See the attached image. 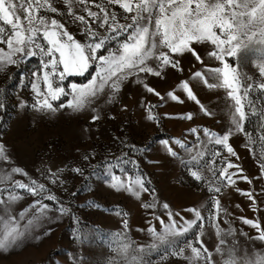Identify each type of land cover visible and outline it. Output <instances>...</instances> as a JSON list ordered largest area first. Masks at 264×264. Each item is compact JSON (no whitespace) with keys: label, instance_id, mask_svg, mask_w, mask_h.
<instances>
[{"label":"rangeland","instance_id":"obj_1","mask_svg":"<svg viewBox=\"0 0 264 264\" xmlns=\"http://www.w3.org/2000/svg\"><path fill=\"white\" fill-rule=\"evenodd\" d=\"M56 3L59 4L60 0H56ZM97 3H106V0H97ZM113 10L122 16L123 9L110 6L109 11ZM42 14L50 18L54 15L50 12ZM62 19L75 38L83 42L85 37L81 31L82 26L72 23L68 17ZM0 27L7 26L0 22ZM41 43L46 44L42 39ZM0 47L7 51L5 44H0ZM107 47L114 48L115 41L110 42ZM194 47L200 52L204 63L196 61L190 53H185L181 58L183 73L177 72L170 79L140 74L142 80L165 95V100L162 101L154 94L148 93L142 84L135 82V78H129L111 103L107 102L105 95L91 106L97 107L100 115V119L94 123L91 121L93 115L91 107H85L81 111L67 107L59 108V105L66 104L71 96L62 95L58 100L51 101L58 109L54 113L31 108L35 102V93L31 88V81L34 78L31 73L40 65L39 56L25 57L18 66L8 67L6 72L0 71V89L6 88L8 93L7 107L0 109V142L12 153L17 166L28 173V176L17 174L14 179L28 183L29 178H32L45 184L51 193L71 210L58 220L57 213L49 212L48 215L52 216L53 220L42 218L40 224L34 225V228L35 234H41L47 228H51V234L42 236L38 241L30 235L22 248L9 252L0 250V264H132V257L141 255L144 264H189L184 258L172 255L173 249L156 241L153 236L152 229L162 233L170 223L167 212L162 206L155 209L142 207L144 202H152L153 197L150 194H142L141 199H137L124 189L118 191L112 188L104 178L109 165L111 172L124 181L129 178L134 180L138 174H145L150 178L152 182L150 187H155L160 204L166 201L173 213H180V216L174 215L172 218L176 221L177 227H182L184 220L193 218L192 213L187 211L190 208L200 210L207 218L209 211L212 210V198L218 195L222 208L227 211V217L221 212L220 227L222 229L231 227L233 232L231 235L223 236L227 243L221 246L223 252L217 253L216 248L221 236L217 235L215 227L205 219L201 239L212 253L213 264H225V260L229 258L227 254L229 247L236 250L237 257H242L245 253L253 259L258 255H264V241L257 238L258 230L243 222V218L258 219L262 221L264 227L262 203L264 195L260 194L264 188V181L258 179L260 175L258 157L264 150V142L259 138L262 123L259 113L264 108V90L258 88V85L264 82V76H261L259 71V65L264 63V58L261 57L264 45L253 40L241 50L239 59L225 58L239 74L242 85L239 94L249 115L245 122V130L251 134V139L242 133L232 136L230 142L238 158L231 159L234 164L244 169L245 175L253 178V182L249 184L234 177L235 185L222 186L219 194L210 193L206 182L193 179L185 165L181 164L179 159L168 156L159 143L160 139L174 137L190 146L198 145L199 136L208 152L206 159H211V152L217 149L227 157L226 151L220 146L208 143V137L204 136L203 130L207 128L217 133L227 130L230 126V111H234L235 101L228 96L230 89L208 88L202 82L191 78L195 71L207 73L210 68L223 67L220 61L209 58L207 52L211 45H208L207 49L203 44H194ZM60 68L62 69V66ZM95 70L93 65L84 76H67L63 81L66 91H69L68 85L73 82L86 83ZM176 77L191 81L194 92L201 103L214 113L213 116L204 115L199 106L188 99L182 89L176 87L179 82ZM77 78L80 81H76ZM209 82L220 83L212 75H209ZM54 83L60 82L55 80ZM248 84H252L253 87L248 90L249 94L244 96ZM40 87L46 90L42 81ZM169 90H174L180 95L183 103L167 98L166 93ZM21 100L29 107L20 108L18 101ZM249 101L253 102L252 107L256 108L257 115H252ZM149 106H156L152 110L159 117L158 124L147 119ZM187 112L194 114L190 121L180 118ZM165 113L169 115L165 116ZM190 128H197V133H190ZM131 145L137 148L147 147L148 150L130 151ZM175 147L180 156L187 160L188 154L179 145ZM85 155L89 156V160H84ZM125 159L135 160L137 164L124 163ZM150 160H159L160 163H148ZM75 167L82 168L83 175L73 172L72 169ZM48 168L53 171L63 169L60 173L62 183L53 184L49 181ZM193 168L202 172L205 181L213 179L204 161ZM5 188L7 185L0 183V199L7 200V191H2ZM253 190L258 197L256 202L250 201L248 196L243 194ZM13 191L20 195V199L11 204L9 212L17 217L16 224L21 230L27 224V219L35 212L36 208L33 205L36 200L54 204L43 197H33L25 190ZM175 194H181L184 199L176 200ZM257 206L259 210L254 211ZM4 207L5 205L0 204V236L13 226L3 214ZM24 210H27L26 217L20 219L19 214ZM224 219H227L228 223H224ZM124 221H127L126 226ZM185 240L194 241L195 237L191 232L176 237L180 247H184ZM123 243L129 245L126 256L120 252ZM153 243H156L157 247H151ZM141 246L144 248L143 253L140 252ZM185 255L190 256V250L186 249Z\"/></svg>","mask_w":264,"mask_h":264},{"label":"snow or ice","instance_id":"obj_2","mask_svg":"<svg viewBox=\"0 0 264 264\" xmlns=\"http://www.w3.org/2000/svg\"><path fill=\"white\" fill-rule=\"evenodd\" d=\"M110 6L123 9L122 16L114 10L109 11ZM42 12H50L54 15L50 18ZM64 17L82 26L81 31L85 37L83 42L77 40L68 30L62 19ZM0 22L7 26L0 27V44L7 46V51L0 47V71L6 72L8 67L18 66L25 57L39 56L40 65L31 73L34 78L31 81V88L35 93V102L31 108L41 112L46 110L48 113L58 110L51 101L58 100L62 95L72 98L68 99L66 104L61 103L59 105L61 109L67 107L74 111H81L85 107H91L105 95L107 102L111 103L120 93L123 83L129 78H135V82L142 84L148 93L154 94L163 101L165 95L142 80L140 74L170 79L175 76V73L184 72L181 58L185 53H190L196 61L204 63L194 44H203L206 49L208 45H211V49L207 52L209 58L220 61L223 67L210 68L207 73L195 71L191 74V78L202 82L208 88L230 89L228 96L235 101L234 111H230V126L222 133L212 132L207 128L203 130L204 136L208 137V143L220 146L226 151L227 157L217 149L211 152V159H206L208 152L199 136H197L198 145L190 146L174 137L160 139L159 143L168 156L179 159L181 164L185 165L193 179L206 182L210 193L219 194L222 186L235 185L234 177L247 181L249 184L253 182V178L245 175L244 169L234 164L231 159V157H237V152L230 142L232 136L242 133L251 139V134L245 130V122L249 119V115L245 111L242 96L239 94L242 87L239 74L225 58L239 59L241 50L253 40L264 45V0H106V3H97V0H60L59 4L56 0H0ZM41 39L46 44L41 43ZM113 41H115V47H107ZM261 57L264 58V50L261 51ZM150 61L156 63L152 64ZM93 65H95V73L90 74L91 78H88L86 83L73 82L68 85L69 91H66L63 81L67 76H84ZM259 71L261 76H264V63L259 65ZM209 75L214 76L220 83H210ZM176 79L179 81L176 87L182 89L187 98L194 101L204 115H214L201 103L189 79L179 77ZM55 80L60 83H54ZM41 81L46 90L41 89ZM252 87V84L246 85L243 95L247 96L248 90ZM258 88L264 90V82H261ZM166 97L183 103L181 96L174 90L167 91ZM7 99V89H0V109L7 107ZM252 104L253 102L249 101L250 107ZM18 105L20 108L29 107L22 100L18 101ZM153 107L156 106L148 107L147 119L158 124L159 117L153 112ZM124 109H127V105ZM91 111L93 112L91 121L94 123L100 119V115L97 107H91ZM168 115L165 113V116ZM193 115L192 112H187L180 118L190 121ZM252 115H257L255 107H252ZM259 116L262 120L259 138L264 142V108ZM189 131L195 134L198 130L190 128ZM176 145L188 154L187 160L180 156ZM129 150L144 152L148 149L131 145ZM83 158L86 161L89 160L88 155ZM218 158L219 167H217ZM201 161L208 165L212 180L205 181L202 172L194 170L193 166H199ZM123 162L137 164L135 160L125 159ZM148 163L158 164L160 161L150 160ZM258 164L260 173L258 179L264 181V150L258 157ZM62 171L63 169L53 171L48 168L47 178L53 184L62 183L60 181ZM72 171L83 175L84 170L75 167ZM17 174L28 176L22 167L17 166L12 153L0 142V183L7 185V188L2 191L8 193L7 200L0 199V204L5 205L3 214L13 225L0 236V250L4 252L22 248L30 235H33L37 241L42 236L50 235L51 228H47L41 234H35L34 228V225L40 224L42 218L53 220V217L48 215L49 212L57 213L58 220L60 216L69 214L71 211L63 201L51 193L45 184L32 178H29L28 183L15 180L14 177ZM104 178L112 188L118 191L124 189L137 199H141L142 194H150L153 197L152 202L142 204V207L146 209L162 206L167 212L170 223L162 233H157L154 229L151 231L156 241L173 249L172 255L184 258L189 264H213L212 253L201 239L205 219L215 227L217 235L221 236L216 252H223L221 246L227 243L223 236L231 235L233 230L231 227L228 229L220 227L221 212L227 217V211L222 208L218 195L212 198V210L209 211L207 218L200 210L190 208L187 211L192 213L193 218L184 220L183 226L177 227L176 221L172 218L174 215L180 216V213H173L166 201L160 204L156 189L154 186L150 187L151 179L145 174H138L134 180L129 178L124 181L111 172V165H109ZM13 189L25 190L33 197H43L44 200L52 201L54 204L36 200L33 205L36 210L21 230L16 224L17 217L9 212L11 204L20 199V195L14 193ZM237 191L242 190L237 189ZM243 194L248 196L250 201L256 202L258 199L254 190ZM260 194L264 195V188L261 189ZM258 210L257 206L254 211ZM26 214L27 210L21 211L19 218L24 219ZM124 215L127 214L124 213ZM223 222L228 223V220L224 219ZM243 222L257 229L259 233L257 238L264 241L262 221L243 218ZM124 223L126 226L127 221ZM190 232L195 240H185L184 247H180L176 237ZM151 247L155 248L157 244L153 243ZM128 248L129 245L123 243L120 246V252L126 256ZM186 249L190 250V256L185 255ZM143 251L144 248L141 246L140 252L143 253ZM227 254L229 258L225 260V264H264V255H258L256 259H253L245 253L244 256L237 257L236 250L231 247L227 249ZM132 264H144L143 256L132 257Z\"/></svg>","mask_w":264,"mask_h":264},{"label":"crops","instance_id":"obj_3","mask_svg":"<svg viewBox=\"0 0 264 264\" xmlns=\"http://www.w3.org/2000/svg\"><path fill=\"white\" fill-rule=\"evenodd\" d=\"M180 192H181V191H180ZM175 199L181 201V200L184 199V197H182L181 194H175Z\"/></svg>","mask_w":264,"mask_h":264},{"label":"bare ground","instance_id":"obj_4","mask_svg":"<svg viewBox=\"0 0 264 264\" xmlns=\"http://www.w3.org/2000/svg\"><path fill=\"white\" fill-rule=\"evenodd\" d=\"M243 152H244V151H243ZM247 152H248V151H247ZM248 156H249V155H248ZM250 156H251V155H250ZM248 158H249V157H248ZM253 160H254V159H253ZM251 161H252V160H251ZM246 162H247V161H246ZM248 162H249V161H248ZM248 162H247V163H248ZM253 163H254V162H253ZM248 166H249V165H248ZM254 166H255V165H254ZM254 166H253V167H254ZM255 168H256V167H254V169H255ZM255 170H256V169H255Z\"/></svg>","mask_w":264,"mask_h":264},{"label":"trees","instance_id":"obj_5","mask_svg":"<svg viewBox=\"0 0 264 264\" xmlns=\"http://www.w3.org/2000/svg\"><path fill=\"white\" fill-rule=\"evenodd\" d=\"M76 81H80V79H79V78H77V79H76Z\"/></svg>","mask_w":264,"mask_h":264}]
</instances>
